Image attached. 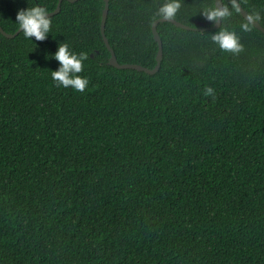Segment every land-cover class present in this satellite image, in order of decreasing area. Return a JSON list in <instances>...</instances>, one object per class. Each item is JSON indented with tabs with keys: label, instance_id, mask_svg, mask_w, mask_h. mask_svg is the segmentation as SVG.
<instances>
[{
	"label": "trees",
	"instance_id": "trees-1",
	"mask_svg": "<svg viewBox=\"0 0 264 264\" xmlns=\"http://www.w3.org/2000/svg\"><path fill=\"white\" fill-rule=\"evenodd\" d=\"M235 1L264 27V0ZM163 2L110 0L120 64L155 68ZM58 3L0 0V25ZM208 7L182 0L177 21L212 27ZM104 8L64 0L43 41L0 32V264H264V33L240 10L217 30L159 23L151 75L109 65ZM221 28L239 54L212 41ZM60 43L88 54L83 92L51 79Z\"/></svg>",
	"mask_w": 264,
	"mask_h": 264
},
{
	"label": "clouds",
	"instance_id": "clouds-1",
	"mask_svg": "<svg viewBox=\"0 0 264 264\" xmlns=\"http://www.w3.org/2000/svg\"><path fill=\"white\" fill-rule=\"evenodd\" d=\"M182 7V0H164L156 10V16L163 20L175 22L178 20V13ZM239 7L235 0H232V8L227 5L217 9L216 7L204 8L201 14L210 22H223L230 18L234 12H238ZM258 14L248 17L249 21L259 20ZM16 30L22 32L25 39L35 38V41H43L49 37L52 29V21L49 9L40 4H33L31 7L21 9L16 14ZM249 23L241 25L242 30L247 31ZM212 41L224 52L233 55L242 51L243 45L235 31L221 28L220 31L211 36ZM33 42V41H32ZM51 58L58 62V68L50 72L51 79L56 86L71 88L77 92H83L89 85L86 76L80 75L84 71V62L88 59L86 52L76 53L67 43H60ZM203 94L205 96H215L212 87H206Z\"/></svg>",
	"mask_w": 264,
	"mask_h": 264
},
{
	"label": "water",
	"instance_id": "water-1",
	"mask_svg": "<svg viewBox=\"0 0 264 264\" xmlns=\"http://www.w3.org/2000/svg\"><path fill=\"white\" fill-rule=\"evenodd\" d=\"M64 0H59V3L57 5V8L54 12H50V17L51 16H54L56 14H58L60 11H61V5H62V2ZM68 1H71V2H76L77 0H68ZM236 2V1H235ZM238 7H239V10H240V13L242 14V16L248 20V17L250 16L248 14V12L246 10H244V8L238 3L236 2ZM223 7V3H222V0H216V8L219 9ZM109 10H110V0H105V8H104V11H103V18H102V25H101V31H102V35H103V39H104V42L108 48V50L110 51L111 53V57L109 59V65L111 66H114L118 69H134V70H137L139 72H145L147 74H156L159 70H160V67H161V64H162V60H163V42H162V39H161V36L158 32V29H157V26L159 23H163V22H170L172 24H174L175 26L181 28V29H184V30H187V31H194V32H204V31H207V30H217L220 25H221V22H216V24L212 27H209V28H193V27H190L188 25H185L179 21H175V22H171V21H167V20H163V19H158L154 22L153 24V27H152V31H153V35H154V39L155 41L158 43V54H157V58H156V61H157V65L155 66V68L153 69H150V68H146V67H143L141 65H137V64H120L117 60V57H116V54H115V51L114 49L111 47L110 43H109V40L105 34V28H106V23H107V19H108V14H109ZM249 21V20H248ZM250 23H252L257 29H259L261 32L264 33V27L260 24L259 21H249ZM0 32L7 38H14L16 37L17 35H19L21 32H16L14 34H10L8 32H6L2 26L0 25Z\"/></svg>",
	"mask_w": 264,
	"mask_h": 264
}]
</instances>
